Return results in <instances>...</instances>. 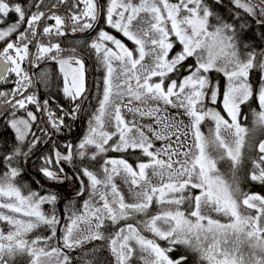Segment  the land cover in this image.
<instances>
[{"label":"snow or ice","instance_id":"1","mask_svg":"<svg viewBox=\"0 0 264 264\" xmlns=\"http://www.w3.org/2000/svg\"><path fill=\"white\" fill-rule=\"evenodd\" d=\"M43 3L34 0L29 7L26 0H0V43L4 45L0 84L15 77L10 91H0V115L12 110L7 123L16 141L4 156L7 170L0 174V221L10 226L7 232L0 229V264H72L70 252L94 241L105 242L111 264H132L137 254L142 264H187V255L176 259L169 255L178 246L195 255L198 264H264V194L241 187L246 162L251 168L245 179L264 187V139L253 140L257 130L264 133V48L245 43L243 33L249 26L239 23L240 13H233L232 22L221 16L216 6L222 7L224 0H106L105 4L73 0L65 16L41 10ZM230 3L264 26V0ZM59 4L67 5L68 0ZM10 15L16 19L9 20ZM46 20L54 24H42ZM67 28L73 33L96 32L88 47L104 69L102 98L79 144H64V152L54 147L51 155L42 158L39 171L62 184L71 179L64 165L76 158L95 161L109 151L139 149L146 159L134 166L123 157H107L99 173L81 167L76 173L77 195L87 192L88 198L82 210L70 207L62 224L56 210L58 195L25 190L18 182L22 168L13 164L51 139L47 128L40 129L44 140L33 131L38 116L28 105L46 111L55 132L69 128L63 116H56L48 101L41 102L34 91L38 83L46 85L47 72L36 79L26 62L33 67L45 61L59 65L63 94L74 104L71 111L61 108L64 115L75 119L88 98L85 62L76 49L65 55L60 43L42 42V35L64 36ZM107 29L121 34L133 47ZM259 36L264 40V33ZM177 44L180 50L170 55ZM146 58L150 63H144ZM190 58L193 63L186 64ZM212 72L222 74L223 90ZM253 73H259L255 82ZM253 98L259 111L254 110V127L249 128L241 123L242 106ZM169 107L178 110L176 115L169 113ZM122 109L133 116L153 117L159 127L128 121ZM16 110H24L25 115L18 117ZM180 111L187 124L178 118ZM206 121L207 134L202 131ZM109 124L113 131L108 130ZM181 126L191 135L185 151L172 148L181 135H189ZM154 141L166 143L157 149ZM222 162L228 164L227 172L219 167ZM117 178L129 185L131 202ZM154 203L157 211L150 212ZM45 205H51V210L46 211ZM209 212L225 218L224 222ZM41 229L51 234L41 235ZM53 240L55 245L49 243ZM84 264L96 262L86 259Z\"/></svg>","mask_w":264,"mask_h":264},{"label":"trees","instance_id":"2","mask_svg":"<svg viewBox=\"0 0 264 264\" xmlns=\"http://www.w3.org/2000/svg\"><path fill=\"white\" fill-rule=\"evenodd\" d=\"M20 2L25 3V0H20ZM34 3V0H26V6H31ZM73 3V0H68L67 5L59 4V0H44L42 5V9L44 11H49L50 9L57 8L63 9L69 12V5ZM101 4H105L106 0H100ZM53 5H57L53 7ZM32 11H35V8H31ZM217 12L223 16L229 22H232L234 19L233 13L239 12L240 19L239 23L247 22L248 29L244 31L243 38L245 43L249 45H254L257 50L260 48H264V40L260 39L259 34L264 33V26H261L256 23V20L247 14L243 13V10H238L233 7L230 3V0H224V5L216 6ZM64 16L63 14H59ZM11 21L16 19L15 15H10L8 18ZM70 23V22H69ZM46 25L54 24L52 20H46ZM101 26L106 28V25L103 24V19H101ZM23 30V28L21 29ZM112 34L118 36V38L123 39V41L128 45L129 48L133 47V44L130 41H127L126 38L122 37L121 34H118L113 29H107ZM71 31V30H70ZM80 33V32H77ZM42 35V34H41ZM96 35V32L89 31L85 35L79 36L77 38L70 37L68 34L64 36H52L46 37L42 35V42L47 43L51 40L52 43H60L61 47L64 48L65 55L68 52L75 48L77 55L81 57L85 62L86 68V80L88 92L91 85V95L86 102L82 117H81V127H79V114L75 119H72L69 116L64 115V112L61 111L63 108L65 111H71L74 107V104L70 102V100L64 96L63 94V78L62 74L59 71V65L55 61H45L41 62L39 67H33V73L36 79H39V74L42 72H47L48 79L47 83H38L35 92L38 96V99L43 102L44 100L48 101L49 107L55 112L56 116H63L65 120V124L69 126V128H62L59 132H55L54 130H50L47 124L44 121V113L47 116V112L39 111L36 106L28 105V109L37 114L38 120L33 124V131L36 132L37 135L41 136V139H47L46 137L41 135L40 129L47 128L51 133V139L48 140L47 143L37 144L36 148L33 149L32 154L24 159L22 158L18 163L13 164V166H19L22 168V174L18 178V182L22 186H26L27 188H31L32 190L39 191L42 195L48 194L49 192L56 193L59 197L56 210L57 215L60 217L62 224L67 222V217L70 214L69 208L74 205L75 209L82 210V205L84 200L88 198L87 192L83 196H78L77 191L80 188L79 181L77 179L76 173L79 172L81 167H88L90 170L100 172V166L103 163V159L107 157H123L127 159L134 166L139 162L140 159H146L141 157L140 150H129L126 153H118L109 151L106 154V157H98L97 160L91 161L85 159L84 161H80L79 158H76L72 164H65V172L71 177V179L65 181L64 183H55L46 179L39 168L42 165V158L46 155H51L53 148H59L61 152L66 151L63 147L64 144L70 143L72 145H78L83 136L87 133L88 130V120L91 119L93 113L98 107V101L101 99L102 90H103V77H104V69L98 63L93 51L88 47V44L91 42ZM15 39V36L12 37ZM4 45L0 43V48ZM33 46V45H32ZM30 46V51L32 49ZM180 45L177 44L170 55L180 50ZM186 64L193 63V59L190 58L185 62ZM25 67L28 70V64L26 62ZM186 74V73H183ZM210 76L213 80H218L220 82L221 90H223V86L225 84V79L222 74L212 72ZM14 74L10 76L9 82L5 84H0V91H10L14 85L11 81L14 79ZM259 78V73H253L252 80L255 82ZM11 99V96H9ZM79 102V101H77ZM212 106V105H209ZM218 107V105H217ZM254 110L259 111L258 104L255 98H253L248 105L242 106V114H241V123L249 128L254 127ZM11 109H8L4 115L0 116V174H2L5 170H7V162L4 161V156L7 153H10L13 146L16 144L14 130L10 128L8 125V120L11 118ZM222 111V109H221ZM16 115L24 116V110H16ZM227 118V117H226ZM208 122L206 121L204 125H202V131L207 134L208 131ZM70 129V130H69ZM31 139V137H29ZM264 139V133L257 130L253 136L254 141H259ZM111 143V142H110ZM25 150H27L25 148ZM249 155H255V153H246ZM219 167L222 171L227 172L228 164L226 162H222ZM251 168V163L246 162L244 169L241 172L242 183L241 187L245 191L258 192L260 194H264V187L256 184L255 182H250L245 179L249 169ZM85 184L88 183L87 179L84 178ZM51 205H45L44 208L46 211L51 210ZM157 211V206L155 203L153 204L150 212ZM138 219L140 217H137ZM41 235H50V231H45L43 229L40 230ZM34 236L35 234H31ZM58 237L62 235V227L58 230ZM150 235V234H148ZM161 246H167L166 242L159 241ZM50 244L55 245L56 241H50ZM103 241H94L88 245H86L83 249H76L70 252L72 257V264H84L86 259H94L96 264H111L112 257L107 249L104 247ZM93 249H95V253L93 255ZM169 255L176 259L181 255L188 256L187 264H198V259L195 255L186 251L182 246H178L175 251L169 253ZM21 264H25V262H21ZM132 264H137L136 259L134 258Z\"/></svg>","mask_w":264,"mask_h":264},{"label":"rangeland","instance_id":"3","mask_svg":"<svg viewBox=\"0 0 264 264\" xmlns=\"http://www.w3.org/2000/svg\"><path fill=\"white\" fill-rule=\"evenodd\" d=\"M145 64H148L150 63V59L149 58H146L145 61H144ZM127 102V100H125V103ZM169 113L171 115H176L177 111L176 109H171L169 107ZM122 114L124 115L125 119L128 120V121H132V120H135L138 124H141V125H147V124H153L154 127H159V125H156L155 124V120L153 117H140L139 114H137L136 116H133L132 113L128 112L127 109H122ZM179 119L183 120L185 124L188 123V120L186 117L183 116V113L182 111H180V115L178 117ZM108 130L109 131H113L114 128L112 127L111 124L108 125ZM181 130L182 131H188L189 132V135L188 136H183L181 135L180 137V141L178 142H174L172 144V148L174 149H178L179 151H185L187 150V148L190 146L191 144V135H190V130L189 129H185L183 128V126H181ZM173 141H175V137L172 138ZM155 143V147L157 149H160V148H163L165 146V143L164 141H154ZM181 144H182V147H181ZM163 158H167V157H163ZM178 157H173V159H177ZM149 177L152 178V181L153 183H157L158 180L156 177H153L152 176V172L151 170H149ZM116 183L119 185V188L120 190L123 192V194L125 195V198L126 200H128L129 202L132 201V196H131V193L129 192V185L126 184L121 178H117L116 179ZM208 211V210H206ZM210 215L213 216V218H218V219H221L222 222H224L225 218L223 217H219L217 216L215 213H211L209 212ZM10 226L7 225L5 222L3 221H0V229H3L5 232H7L9 230ZM138 255L137 254V258L136 259V262L137 264H142V262L138 259Z\"/></svg>","mask_w":264,"mask_h":264},{"label":"water","instance_id":"4","mask_svg":"<svg viewBox=\"0 0 264 264\" xmlns=\"http://www.w3.org/2000/svg\"><path fill=\"white\" fill-rule=\"evenodd\" d=\"M58 11H60L61 12V10H51V12H58ZM42 24H44V21H42ZM71 36H73V37H78V36H80L79 34H70ZM34 44H35V42H34ZM35 46L33 45V47H32V49H31V52L34 54V52H35ZM28 69H29V71H30V73L33 75V72H32V66H29L28 65ZM32 91V89H29V92H31ZM8 110V109H7ZM6 110V111H7ZM1 116V115H0Z\"/></svg>","mask_w":264,"mask_h":264}]
</instances>
